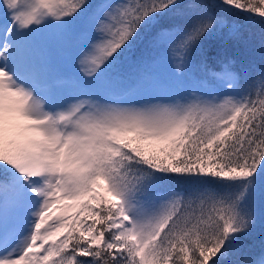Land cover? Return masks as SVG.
Returning <instances> with one entry per match:
<instances>
[{
    "label": "snow or ice",
    "instance_id": "snow-or-ice-1",
    "mask_svg": "<svg viewBox=\"0 0 264 264\" xmlns=\"http://www.w3.org/2000/svg\"><path fill=\"white\" fill-rule=\"evenodd\" d=\"M0 264H264V0H0Z\"/></svg>",
    "mask_w": 264,
    "mask_h": 264
},
{
    "label": "trees",
    "instance_id": "trees-1",
    "mask_svg": "<svg viewBox=\"0 0 264 264\" xmlns=\"http://www.w3.org/2000/svg\"><path fill=\"white\" fill-rule=\"evenodd\" d=\"M252 27V31L256 33L257 35V41L256 48L254 51L247 50L243 45H237L234 42H227L223 45L221 49L222 55H227L231 58H233L236 61L237 69H240L243 67H248L251 70H255L256 68H259L261 65V59H260V50L258 47V34H259V24H256ZM145 54L143 53L142 47H138L134 50V55L139 56ZM148 56V53L145 54ZM185 185H177V187H184ZM261 240V229L259 225L254 229L252 235L247 238V242L250 244L255 245V250L259 251V245Z\"/></svg>",
    "mask_w": 264,
    "mask_h": 264
},
{
    "label": "rangeland",
    "instance_id": "rangeland-1",
    "mask_svg": "<svg viewBox=\"0 0 264 264\" xmlns=\"http://www.w3.org/2000/svg\"><path fill=\"white\" fill-rule=\"evenodd\" d=\"M94 2H104V0H94ZM73 55H75V50H73ZM151 55H156L159 58V63L152 66L150 68L151 73L156 78L157 81L163 82L167 85L168 89L173 92H183L184 89L179 86L177 83V78L173 73V67L172 64L169 62L167 56L165 53L161 51H157L155 53H148V58H151ZM66 65H60L59 70L63 71L65 69ZM135 72V69H129L126 66L125 63V74L130 75ZM127 86V82L116 84L113 86V89L115 91H119L122 88ZM151 82L149 83L148 87H151ZM97 92H102L103 89L97 88L95 89Z\"/></svg>",
    "mask_w": 264,
    "mask_h": 264
}]
</instances>
